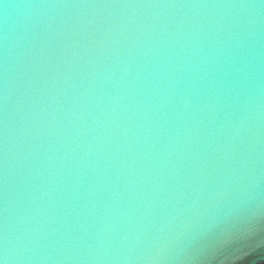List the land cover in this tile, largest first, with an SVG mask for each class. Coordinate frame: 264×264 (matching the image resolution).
<instances>
[{
    "label": "water",
    "instance_id": "water-1",
    "mask_svg": "<svg viewBox=\"0 0 264 264\" xmlns=\"http://www.w3.org/2000/svg\"><path fill=\"white\" fill-rule=\"evenodd\" d=\"M0 264H264V0H0Z\"/></svg>",
    "mask_w": 264,
    "mask_h": 264
}]
</instances>
